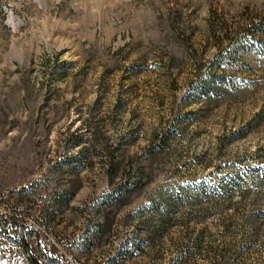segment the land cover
<instances>
[{"label": "rangeland", "instance_id": "obj_1", "mask_svg": "<svg viewBox=\"0 0 264 264\" xmlns=\"http://www.w3.org/2000/svg\"><path fill=\"white\" fill-rule=\"evenodd\" d=\"M263 11L264 0H0V216L60 245L55 264H167L198 236L190 264L229 244L238 264H264V214L230 230L225 212L186 220L222 190L242 212L264 210V47L237 49L207 88L191 82L222 21ZM131 161L142 174L115 200ZM8 227L0 247L15 262L0 264H28ZM133 240L151 245L124 251Z\"/></svg>", "mask_w": 264, "mask_h": 264}, {"label": "trees", "instance_id": "obj_2", "mask_svg": "<svg viewBox=\"0 0 264 264\" xmlns=\"http://www.w3.org/2000/svg\"><path fill=\"white\" fill-rule=\"evenodd\" d=\"M241 20L242 21L236 27H233L227 21H222L221 31L219 32V35L215 36L217 42L216 52L211 58L199 61L196 64L194 79L191 82L196 84L200 89L207 88L209 84L216 79V67L224 62L229 56H232L237 49L255 43L256 41L258 42L259 48L264 47V11L257 14L244 12ZM137 165L138 163L134 164L131 161L128 167L124 170V174L120 179L121 182L115 193V200L121 198L126 191L135 185L132 181V177L135 174H142L141 169H139ZM117 167L116 163L114 166L115 172ZM201 195L202 193L200 192H194L192 198L194 201H197ZM209 197H212L211 199H213L211 200V203H209V206L206 208L201 207L193 211L190 217L186 219L188 222H191L192 220L199 222L204 216L225 212L228 216L223 219L225 222H228L227 225H225V228L230 230V224L237 221L238 215L240 214H244L243 216H245V218H241L244 222H254L257 216L264 214V210L262 209H254L247 213L240 211V204L234 203L226 190L212 193ZM163 208H165V211H167L166 214H168L170 205H164ZM167 222H169L168 218L165 219L162 225L163 231L167 228ZM8 224L10 227H16L20 230L18 236L14 240H11L12 244H17L19 246L20 255L25 258L28 264H55L56 258H63L60 245L49 240L46 234L42 232H39L38 234L26 233L24 231L25 224L17 213L6 217L0 216V225L7 230L9 228ZM103 229L104 223L98 222V224L93 227L91 234L81 237L82 244L90 247L95 243L99 233H101ZM34 238L35 246L31 244ZM198 240L199 236L195 239V247L182 244L167 264H190L194 259L193 257L196 254V251H201ZM150 245V241L140 242L133 240L124 247V251H135L138 248L148 247ZM232 246V244H229L225 249V247L219 245H209L207 249L209 255L205 258L206 260H209L210 264H238L236 257L232 258L229 255ZM15 255L13 249L7 246L0 247V260L7 257L4 261L6 263H13L15 262L13 260Z\"/></svg>", "mask_w": 264, "mask_h": 264}]
</instances>
